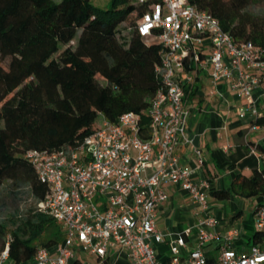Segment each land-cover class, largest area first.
I'll use <instances>...</instances> for the list:
<instances>
[{"label":"built area","instance_id":"2783aa9c","mask_svg":"<svg viewBox=\"0 0 264 264\" xmlns=\"http://www.w3.org/2000/svg\"><path fill=\"white\" fill-rule=\"evenodd\" d=\"M136 29L147 42L162 46L155 66L162 85L146 111L150 137H140V116L127 112L115 123L102 119L75 148L26 151L25 159L48 187L40 210L60 225L64 237L52 250L39 248L25 264H71L77 249L102 259L123 251L129 264H264V205L254 213L258 243L247 253L236 251L231 240L238 231L231 228L218 256L206 258L200 247L219 239L217 220L207 212V184L195 182L194 171L180 165L175 154L178 145L189 142L187 98L207 66L214 88L224 81L244 99L239 117L247 111L258 117L252 92L264 85V49L235 42L215 17L188 0H152ZM194 156L201 164L199 149ZM169 185L183 190L202 217L196 224L198 247L181 254L186 231L173 241L164 262L155 253L165 237L156 218ZM0 264H13L8 243L0 250Z\"/></svg>","mask_w":264,"mask_h":264},{"label":"trees","instance_id":"16d2710c","mask_svg":"<svg viewBox=\"0 0 264 264\" xmlns=\"http://www.w3.org/2000/svg\"><path fill=\"white\" fill-rule=\"evenodd\" d=\"M188 2L215 17L235 42L264 49V0ZM150 3L111 0L109 9L100 10L90 0H0V185L9 180L26 186L43 201L48 187L26 151L75 148L102 119L115 123L136 113L140 137H150L146 111L162 85L155 72L162 46L136 29ZM252 124L264 127V117ZM231 193L264 196V177L257 170L250 177L238 174L230 191L211 194L225 199ZM63 237L60 225L41 210L0 221V250L8 243L13 264L29 262L41 247L52 250ZM260 239L255 231L252 243Z\"/></svg>","mask_w":264,"mask_h":264},{"label":"crops","instance_id":"0c3cea01","mask_svg":"<svg viewBox=\"0 0 264 264\" xmlns=\"http://www.w3.org/2000/svg\"><path fill=\"white\" fill-rule=\"evenodd\" d=\"M262 88L264 85L252 92L258 117H264ZM193 92L187 98L190 107L186 131L189 142L178 145L175 154L180 165L194 171L195 182L207 184V212L217 220L215 231L219 239L200 248L212 261L218 256L224 235L231 228L238 231L231 240L232 248L247 253L253 245L254 213L258 206L264 205V196L242 198L231 193L228 198L218 199L211 193L230 191V184L238 174L250 177L257 170L264 177V127L252 124L256 117L249 111L239 117L240 109L245 106L244 99L224 81L214 88L209 66L200 73ZM195 149L201 152V164L194 156ZM166 194L168 198L158 206L156 218V229L164 234V242L155 245L157 258L164 262L171 256L173 241L186 231L181 254L184 256L198 247L196 224L202 217L189 196L177 186H167ZM74 261L80 264H129L123 251H112L102 259L77 249L71 264Z\"/></svg>","mask_w":264,"mask_h":264},{"label":"rangeland","instance_id":"374dc122","mask_svg":"<svg viewBox=\"0 0 264 264\" xmlns=\"http://www.w3.org/2000/svg\"><path fill=\"white\" fill-rule=\"evenodd\" d=\"M110 1L90 0V3L100 10H107L110 8ZM261 4H257L253 9L257 12ZM122 30L127 37L130 35V31L126 28L122 27ZM40 209L39 202L34 199L26 186L13 185L9 180L0 185V221H7L13 215L24 216L28 211H39Z\"/></svg>","mask_w":264,"mask_h":264}]
</instances>
